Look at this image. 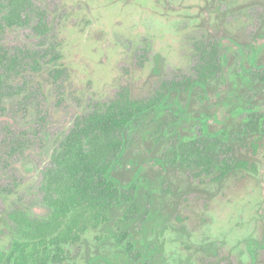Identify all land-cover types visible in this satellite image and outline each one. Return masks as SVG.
Masks as SVG:
<instances>
[{
	"label": "rangeland",
	"instance_id": "374dc122",
	"mask_svg": "<svg viewBox=\"0 0 264 264\" xmlns=\"http://www.w3.org/2000/svg\"><path fill=\"white\" fill-rule=\"evenodd\" d=\"M31 4L26 11L29 21L23 25L7 26L0 14V49L14 65L18 62L0 90L1 251L11 243L12 213L48 215L46 178L79 116L103 109L120 93L146 99L161 82L193 74L201 62L202 43L219 41L228 59L232 46L264 43V0ZM260 58L264 63V55ZM238 63L234 72L241 71ZM226 68L227 74H236L231 64ZM255 75L250 72L248 77L255 80ZM222 84L211 95L217 101L215 127L226 113L223 93L231 89ZM255 93L248 92L252 104L264 111V96ZM197 127L190 133H197ZM254 160L255 173L219 183H209L204 175L195 178L194 188L181 199L180 221L173 218L162 235L167 264H264V142ZM187 176L179 170L173 181L186 186ZM178 224L183 227L179 231Z\"/></svg>",
	"mask_w": 264,
	"mask_h": 264
},
{
	"label": "trees",
	"instance_id": "16d2710c",
	"mask_svg": "<svg viewBox=\"0 0 264 264\" xmlns=\"http://www.w3.org/2000/svg\"><path fill=\"white\" fill-rule=\"evenodd\" d=\"M30 4L0 0L4 23L26 24ZM219 44L202 43L195 72L161 82L151 97L132 98L127 91L77 118L46 178L48 215L11 214V243L0 250V264H167L162 235L173 218L180 221L181 199L195 178L219 183L255 173L254 156L264 142V111L248 95L264 96V43L232 46V59ZM237 59L241 71L234 72ZM17 65L0 49V90ZM221 84L231 89L223 93L219 129L211 95ZM195 126L199 136L190 133ZM179 170L188 173L186 186L173 181Z\"/></svg>",
	"mask_w": 264,
	"mask_h": 264
},
{
	"label": "flooded vegetation",
	"instance_id": "af4514ba",
	"mask_svg": "<svg viewBox=\"0 0 264 264\" xmlns=\"http://www.w3.org/2000/svg\"><path fill=\"white\" fill-rule=\"evenodd\" d=\"M201 89L203 90V92H204V91H206V88H205V87H202ZM219 106H221V105H220V104H218V107H219ZM261 111H263V110H261ZM261 111H260V112H261ZM219 119H220V118H219ZM217 128H219V129H220V126H219V127H217ZM197 132H198V133H197V135L199 136V134H201V133H200V131L198 130V128H197ZM195 134H196V133H195Z\"/></svg>",
	"mask_w": 264,
	"mask_h": 264
}]
</instances>
